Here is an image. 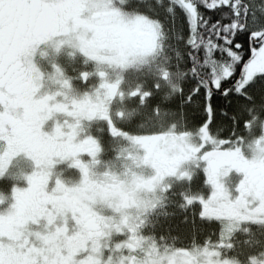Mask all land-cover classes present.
Returning a JSON list of instances; mask_svg holds the SVG:
<instances>
[{
	"label": "flooded vegetation",
	"instance_id": "af4514ba",
	"mask_svg": "<svg viewBox=\"0 0 264 264\" xmlns=\"http://www.w3.org/2000/svg\"><path fill=\"white\" fill-rule=\"evenodd\" d=\"M80 11L73 2L0 0V114L33 173L14 195L19 222L31 226L37 210L44 214L34 223L40 230L58 217L83 227L72 233L48 227L31 264H112L119 251L118 264L127 250L146 264H170L172 255L182 264H264V119L226 140L213 138L205 124L188 130L171 114L146 117L141 108L155 91L181 93L185 71L171 73L163 40L156 54L151 40L145 61L134 65L104 60L107 47L123 46L122 36L104 25L103 46L84 48L101 53L90 58L72 44H86L85 25L70 20ZM47 123L52 140L42 141ZM173 202L194 222L210 224L203 242L197 236L171 246L169 232L154 227Z\"/></svg>",
	"mask_w": 264,
	"mask_h": 264
},
{
	"label": "trees",
	"instance_id": "16d2710c",
	"mask_svg": "<svg viewBox=\"0 0 264 264\" xmlns=\"http://www.w3.org/2000/svg\"><path fill=\"white\" fill-rule=\"evenodd\" d=\"M153 4L154 8L151 11L145 8L144 11L150 12L149 15L155 18L162 31L164 56L171 64L167 66L176 76L180 71H185L186 81L182 82L183 90L179 94L177 89L169 93L162 90L155 91L150 97L151 100L147 101L148 105L141 108L145 116L154 117V112L162 117L171 114L170 121L176 119L182 125H186L184 128L188 130L197 124H205L213 138L226 140L242 135L244 125L253 119H264V75L260 74L250 80L253 83L243 92L237 90L233 83L227 85L231 89L227 95L212 88V109L208 116L210 124L204 111L207 103L205 91L209 82L216 83L219 77L235 70L237 66L236 56L229 58L220 51L213 56L217 35L220 36V47L225 52L229 47L224 43L225 34L229 40L233 34H236L238 42L243 45L237 52V56L244 57L243 63L239 65L237 79L241 68L251 56L250 35L254 34L257 40L264 36V0H162ZM186 4L194 12L191 25L187 22ZM204 4L208 7H202ZM130 5L133 8L138 7L132 3ZM209 8L213 10L209 11ZM214 20H219V24H215ZM188 28L192 29L190 35L187 34ZM241 29L243 32L240 31ZM235 43L236 41H233L234 52H236ZM188 44H191V48L187 46ZM153 83H158L155 75ZM200 85L203 87L193 97L192 93ZM146 86H151V82ZM159 87L166 88V85L162 81ZM189 97H192L191 101ZM175 204V202L171 204L168 217L162 213L159 219L155 218L158 221L154 227L158 226L160 232H169L171 246L194 242L197 236H201L197 240L203 242L206 235L211 232L210 224L194 222L189 214L180 213L179 205ZM18 226L21 230L19 237H13L16 241L25 237L30 242L32 239L30 232L38 229L35 224L23 226V223L18 222ZM17 248L19 247H14Z\"/></svg>",
	"mask_w": 264,
	"mask_h": 264
},
{
	"label": "rangeland",
	"instance_id": "374dc122",
	"mask_svg": "<svg viewBox=\"0 0 264 264\" xmlns=\"http://www.w3.org/2000/svg\"><path fill=\"white\" fill-rule=\"evenodd\" d=\"M158 1L162 0H151L152 3ZM54 2L59 5L73 2L75 7L81 9L80 13L82 15L79 17L74 12H71L70 20L74 21V25L77 23L85 25L86 31L82 32L81 30L82 33L80 39L85 41L86 44L78 45L77 41H73L72 44L75 48L77 47L82 52H85L90 58L99 59L101 56V53L97 50L84 48L89 44L91 46L94 44L97 46H103L98 38V27L102 25L119 34L123 38L122 47H107L110 52H106L107 57L103 58L104 60L115 63L116 65L122 64L124 66L127 62L129 65H134L136 62L145 61L144 57L149 53H147L148 49L151 48L149 45L151 40L153 41V44L155 42L153 53L155 52L156 54L159 50V41L163 40V36L155 18L149 15L150 12L144 11L142 5L137 8H133V6L130 5V3L138 5L139 0H54ZM185 7L188 9V15L186 16L188 25H191L194 12L187 4ZM95 14H97L96 17ZM136 33L144 34L141 40L140 38L137 39ZM147 33L148 35H146ZM257 41V39H251L250 41L252 56H250L249 60L243 67L240 78L241 82L238 89L243 88L255 75L264 73V39L259 42ZM57 48L58 49L53 51V55H56L61 47L58 46ZM61 51L65 52V48H62ZM69 53L71 54V51H69L68 54ZM112 53H114V58H112ZM151 55L152 52L150 53V56ZM109 67L106 69L109 74H117V68L113 67L109 69ZM1 107L2 104L0 103V109ZM2 117V114H0V184L5 185L3 188L0 186V264H31L34 261L32 255L36 254V251L39 250L38 246H35L37 245L36 242L38 243L39 238L46 233L48 227L54 226L55 230L67 229L71 233L74 229L78 230L75 232H79L83 227L79 224L68 223L60 217H58V220L52 218L51 220H47L43 230L35 229V231L33 230L30 232V236H32V239H29L30 242L27 241L25 237H22L20 241L16 243L19 248L14 249L15 241L13 240V237H19V230H21L18 226V222L21 219L19 215H21V213L18 211L20 208L17 207L14 195L22 190L24 179L33 173H28L30 164L22 161V145L16 143L20 141L16 139V136H13V133H11L14 127L10 125L5 118L2 119ZM51 126V123H47L41 128L44 132L41 134L42 141L49 139L52 140L50 133ZM207 142L212 145L214 139L211 138L207 140ZM30 155L32 156L34 153ZM9 162L11 163V166L5 173L3 172V167ZM18 163L22 164V166H16ZM47 177L48 176H46V181ZM49 179L51 182L49 180L48 183L51 185L53 182V176L50 175ZM38 217H44V214L41 212L39 213L37 210H35L33 214L31 213L30 218H33V224L38 222ZM41 226H43V224H41ZM22 241L25 244H23ZM29 243L30 248L27 250H24L21 247L23 245L29 247ZM118 253L120 254L119 251ZM118 253L113 255L111 259L112 264H116L115 262L119 259ZM132 254L133 253L129 250L124 251L123 258L126 259L121 258L118 264H146L140 255ZM132 258H134V260ZM178 258V256H170V264H178ZM60 263L62 262L60 261ZM73 264H76V261H74ZM101 264L109 263L102 262ZM156 264H162L161 260H157Z\"/></svg>",
	"mask_w": 264,
	"mask_h": 264
},
{
	"label": "snow or ice",
	"instance_id": "6c2138e0",
	"mask_svg": "<svg viewBox=\"0 0 264 264\" xmlns=\"http://www.w3.org/2000/svg\"><path fill=\"white\" fill-rule=\"evenodd\" d=\"M141 5L145 9H147L149 11H151L154 8V4L151 2V0H139L137 6L139 7ZM223 6L227 7V5H223ZM202 7H206L207 8L208 5L204 4V5H202ZM216 7H221V5H216ZM211 10H213V9L209 8V11H211ZM214 23L215 24H219V20H214ZM205 24L207 25V21H205ZM197 27H199V26H197ZM240 31L243 32V29H241ZM191 33H192V29L188 28L187 29V34L190 35ZM245 35H247V34L245 33ZM209 40H211V37H209ZM219 40H220V36L218 34L217 35V44H216V47L213 49V56L216 55L217 51H220L221 53H224L229 58H231L233 56H236V58H237V66H236L235 70H233L231 72H227L225 75H223V77H219L216 83L213 84L212 82H209L208 89L205 91V98L207 100V103L205 104V107H204V111L206 113V119H207V122L209 124L211 122L210 119H208V116L211 113V109H212V106H211V99H212V96H213L212 88H215L217 91H222L225 95H227L231 91V89L228 88L227 85L230 84V83L234 84V82L236 80V76H237L238 71H239V65L241 63H243V60H244L243 56H237V52H238L239 48H242L243 45L238 42L236 34H233L231 40H229L227 35L225 34L224 43L229 46L227 52H225V50L220 47ZM233 41H236V43L234 45V47L236 49V52L233 51ZM187 46L189 48H191V44H188ZM260 75H264V73H262ZM252 83H253V81H250L249 84H246L244 86V88L241 89V91L243 92ZM202 87H203V85L198 86L196 88V91L192 93V96L194 97L196 95V93H198L200 91V89ZM191 99H192V97H189V101H191Z\"/></svg>",
	"mask_w": 264,
	"mask_h": 264
},
{
	"label": "water",
	"instance_id": "95a60500",
	"mask_svg": "<svg viewBox=\"0 0 264 264\" xmlns=\"http://www.w3.org/2000/svg\"><path fill=\"white\" fill-rule=\"evenodd\" d=\"M251 39H252V40H255V39H256V36H255L254 34H251V35H250V41H251ZM262 39H263V38H262ZM262 39H260V41H261ZM250 49H251V46H250ZM250 55L252 56V52H251Z\"/></svg>",
	"mask_w": 264,
	"mask_h": 264
}]
</instances>
